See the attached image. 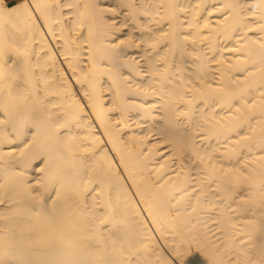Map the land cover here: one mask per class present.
I'll list each match as a JSON object with an SVG mask.
<instances>
[{
  "label": "bare ground",
  "instance_id": "bare-ground-1",
  "mask_svg": "<svg viewBox=\"0 0 264 264\" xmlns=\"http://www.w3.org/2000/svg\"><path fill=\"white\" fill-rule=\"evenodd\" d=\"M0 264H264V0H0Z\"/></svg>",
  "mask_w": 264,
  "mask_h": 264
},
{
  "label": "rangeland",
  "instance_id": "rangeland-1",
  "mask_svg": "<svg viewBox=\"0 0 264 264\" xmlns=\"http://www.w3.org/2000/svg\"><path fill=\"white\" fill-rule=\"evenodd\" d=\"M21 1H23V0H6V2H7V4L8 5H13V4H15V3H18V2H21ZM243 1H245V0H243ZM117 22H118V19H117ZM118 25L120 26L121 25V20L119 19V23H118ZM128 28V31H127V29H123V31H122V35L125 37V35H128L129 33H130V27L129 26H127V25H125V26H123L122 28ZM125 32H126V34H125ZM143 131H144V128H143ZM144 132H146L145 134H147V131H144ZM154 132H152V135L151 134H149V136L151 137L150 139L152 140H150L149 142H151V143H154V141H155V137H156V142L158 141L157 140V136H155V134H153ZM155 136V137H154ZM153 137V138H152Z\"/></svg>",
  "mask_w": 264,
  "mask_h": 264
},
{
  "label": "crops",
  "instance_id": "crops-1",
  "mask_svg": "<svg viewBox=\"0 0 264 264\" xmlns=\"http://www.w3.org/2000/svg\"><path fill=\"white\" fill-rule=\"evenodd\" d=\"M14 5V4H13Z\"/></svg>",
  "mask_w": 264,
  "mask_h": 264
}]
</instances>
